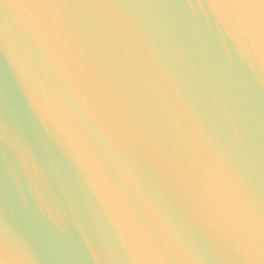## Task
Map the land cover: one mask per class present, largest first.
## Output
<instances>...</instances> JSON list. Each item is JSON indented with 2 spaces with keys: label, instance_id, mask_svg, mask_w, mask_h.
<instances>
[{
  "label": "water",
  "instance_id": "95a60500",
  "mask_svg": "<svg viewBox=\"0 0 264 264\" xmlns=\"http://www.w3.org/2000/svg\"><path fill=\"white\" fill-rule=\"evenodd\" d=\"M0 264H264V0H0Z\"/></svg>",
  "mask_w": 264,
  "mask_h": 264
}]
</instances>
